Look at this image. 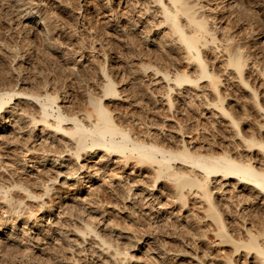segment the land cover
Here are the masks:
<instances>
[{"label": "rangeland", "instance_id": "1", "mask_svg": "<svg viewBox=\"0 0 264 264\" xmlns=\"http://www.w3.org/2000/svg\"><path fill=\"white\" fill-rule=\"evenodd\" d=\"M130 1L17 0L15 2L14 0H0V89H8V87L12 88L13 86L12 89L16 87L17 90L29 92L36 91V89L40 88L42 84L46 83L47 91L50 90L49 92L51 93L58 91L59 98L57 104H59V106H62L66 111H75L76 109L82 108L83 105L85 107L88 105L85 102L88 93L91 92L94 93V95L99 94L98 96H100L101 93L99 87L102 83L101 68H106L109 76L116 81L117 89L120 92L119 97L104 96L101 97V101L111 111L116 120L120 122L122 121L126 125H129V122L133 121V124L131 123L130 125L134 127V131L138 133L149 131L151 132V135L157 133L159 139L162 137L161 141H165V139L168 138L170 140L168 143L170 144H174V142L177 143L180 140L179 138L181 136L178 133L179 125L177 124L180 121L182 122L180 124H183L182 126L185 128L187 127L186 131L191 128V132H184L185 134H182L186 141L191 139L189 142L192 143L189 146H194L195 144H202L205 146L209 143V140L210 142L215 141V143H218L219 141L221 142L222 128L217 122L220 118L210 119L208 116L209 113H205L206 110L203 108V104L199 99H193L191 104H188V106L184 105L185 107L183 110H176L175 113H172L168 109L166 110L167 105L165 103L167 102L163 99L164 96H166V94H164L166 93L165 84H163L164 81L160 80L159 84H151L147 83L148 81L146 78L142 77L140 74L132 77L131 74H129L127 64L130 60L128 59V56H130L129 54L133 50H131V48H134L135 50V47L136 50L138 47V50L142 49V52L148 53L146 54L148 56H145V61H148L149 59L151 61L158 60V62H155L160 64V67L158 66L160 69L172 70V68L177 67L179 71L182 69V71H185V69H187V71L191 72L194 66V64L189 63L188 60L184 59L182 49L176 43H174L171 48L162 45L161 51L153 47L150 43L148 45L142 43V41L136 36L137 32L135 31L138 30L131 27L138 25L141 20H144L141 17H145L149 22L146 26L144 25L143 30L145 29V31H147V29L149 30L152 26V22L155 24L158 23L160 17L155 16L154 13L152 14L153 7H151L152 9H149L150 12L147 14L141 13L140 16L138 13L134 14L132 9V5L134 6V0ZM140 1L141 4L134 8H140L145 0ZM200 1L208 4L203 8L204 13L207 15L209 26L216 31L215 36L219 37H217L218 40L215 42L219 44L214 43L213 45L212 43H209L208 46L202 48V56L205 57L207 64H209L216 73L221 75V78H229L226 82L228 83L229 81L230 88L234 90L236 95H240L243 100L247 99V94L243 95L244 93L237 91L236 83H234L229 77L231 76V73L227 75L225 72V53L221 50L224 51L225 45L227 44H229L230 48L239 47L241 48L240 51L242 52V55L245 56L247 60V64H249L246 67L258 65L257 67L261 68L262 66V68H264V0H237V2H239L237 3L238 5L232 8H230L231 6L228 7L229 5L226 4L225 1L227 0ZM144 3H149L151 6V2L145 1ZM208 6L212 7L210 8ZM28 7L35 11L36 15L34 21L22 20L19 17V13L23 12L24 8L26 9ZM44 26L47 27L49 31L47 36H44L42 33ZM120 27L124 30L122 29L121 31ZM139 28H142V26H139ZM150 29L153 31L152 37L155 36L157 39V34L155 33L158 32V30H154L153 28ZM159 30L162 31L164 29L161 28ZM228 37H232V40L226 41ZM127 41H131L132 43L134 41L133 44L135 45H132L131 47L130 45L132 43H128ZM129 46L131 48H129ZM154 50L158 55L151 52ZM177 50H179V52ZM149 55L153 58L154 55L156 58H158L157 56H160V58L153 59L150 58ZM172 60V63H168ZM230 71L231 70L228 72ZM248 72L250 73L248 76L249 80L257 86L260 85L261 79L257 76L255 78V73H252L254 75H251V72L255 71L247 70L246 74H248ZM162 84L164 85L163 89ZM257 89L261 92L264 91L263 86L261 85L260 88ZM175 90L176 89L173 90L174 92H171V95L175 96V92H178L180 95L182 92ZM262 98H264V95ZM21 100L22 101H18V103L16 102L17 99H15L13 100L14 104L11 103L12 107L14 105L13 111H16L15 114H19V108L21 107L26 109L39 107L36 102L33 103V105L26 104L23 99ZM175 102L174 105L176 107L181 106L179 97L175 99ZM54 106L56 108V104H54ZM248 106L249 105H244L243 108L240 107L241 109H238V112L240 114L249 113V115H251L250 117H255V113L253 112L254 109H250L251 106H249V108ZM231 107L234 108V106ZM50 119H52V117H50ZM11 121L12 120H10V122ZM175 121L178 122L175 123ZM38 124L36 127L40 128L41 125L38 126ZM196 127L198 128L197 130H195ZM9 129L10 126L7 131ZM17 131L19 130L16 128V132ZM2 132L3 131H0V134H4ZM16 132H13L16 140L18 139L16 143H20L18 145H16V143L13 144L11 148H14L15 150L13 152L11 151V154L8 152L11 148L7 151L4 148H0V161L2 158L1 155L6 156L8 153L10 157L11 155L14 157L13 161L21 159L22 156L29 157L30 155H34L39 157L41 154H47L46 156L50 159L52 155L48 153L49 151L46 153V147H48L47 149L49 150L51 149V152H53V150L60 151L63 150L62 147L64 148V145H61V143L65 144V138L61 135H54L52 131L48 132L50 136L47 134L39 138L41 132L36 129L35 132H38V136H33L34 138L31 136L29 139L26 138L27 135H25L24 132H18L17 134ZM192 136L193 139L191 138ZM53 138H57L58 144H56L57 141L56 143H52ZM24 144L33 149L35 146H39V148L36 150L34 149V151H32L33 153L31 150L23 153L25 150L23 149V152H21V150L22 147H24ZM42 144H45L46 147ZM40 146L45 149L44 153L42 147L40 149ZM19 147L21 149H19ZM66 153L68 154L66 151L62 153L63 159H70H67L66 161H69V165H74V158H71L69 154L67 155ZM82 156L83 157L78 159L79 164L91 165L93 161H98L97 156H92L90 159L84 155ZM38 159L39 158L35 160L38 161ZM113 159L115 160L113 157L112 160L98 161L95 163V168L101 166H103V168L100 170V177L97 175L92 178L91 181H86L89 179L86 176V173L88 172L81 169L83 171L82 175H85L83 178H79L80 182L77 180V188H81L79 191L73 190V185H70V182L74 183V180L71 179L64 182L62 180L63 174H59V177H57L56 180L53 179V182H51V191H48L44 196L42 195L43 185L41 180L46 179V177L55 176L56 170H59L60 168L57 169L54 166L51 167L49 164L50 161L45 162V165H39L33 160L29 162L32 163V166L27 167V170H24L25 172H16L15 177L23 180L22 182L25 183L23 184L28 186V188L36 195L39 193L40 197L38 199L36 198L37 200H33L25 197V191L17 188L12 189V192H14L11 193L12 196H15L17 199L18 197L20 199L23 197L20 207L21 211L23 212L24 210V212L22 213L21 219H15L13 223L15 229H12L14 232L11 231L8 238H5V234L0 232V264H104L102 258L97 259V257L94 256L95 254L92 252V249L95 247L92 248L91 246H88L89 242L91 244L95 239L88 234V237L86 236L87 238H84L85 240L82 241L78 235L72 233L73 230L71 229L81 226L79 220H84V218L86 219L87 217L88 219L86 220L95 225L94 227L101 235L107 239H112L113 242L115 241L114 243L118 242L117 245L119 247H127V249L130 250L134 256L136 255L135 257L138 256L141 261H144L145 258L143 253L140 252L144 247L150 246L149 248L153 250L158 248L160 252L166 254V257L162 260L155 258L156 260L154 261L157 264H264L263 262L261 263V260H256L255 255H252L254 254L253 252H250L251 255L247 254L242 248L237 252H234L231 249V244L227 242L218 243L219 238L215 236V232L213 231L215 228L214 223L205 215L206 213L204 210L206 204L199 195L193 192V190L190 192L185 190V195L187 194L186 202L181 204V202L175 197L174 188L172 187V182L170 180L168 181L167 179L164 180V178H159L154 183L153 176L151 175V167L140 164H135L136 166L132 167L131 162L133 160H130L131 162L128 160L126 165H123L120 160V163H117V160L114 161ZM10 163L11 162L5 164L8 165ZM0 174V180L7 177V173H3L1 169ZM214 179L215 178L211 180V182H213L212 191L214 194V201L215 203H218V208L223 212L221 215L226 219L229 232H231L236 238H244L245 236L242 234L243 231L240 226V214L248 211L243 212V208H241L242 210H239V207L237 209L235 204L236 200H234V198L232 200L233 202L231 201L232 203L229 202L227 205L225 203L226 206L223 205L224 203L221 198L223 195L219 192L220 190H217L218 183L217 181H214ZM152 183H154L155 186H151ZM86 184L89 186H86ZM128 184L132 186L131 191L134 193L129 194V197L126 193ZM210 186L212 187V184ZM40 202H44V207L52 206L51 209L53 210V213H45V217L42 219L38 227L34 226V216L30 217L27 221L26 219L29 210H32L36 216H41V210L38 208L39 204H41ZM247 204L244 205L248 206ZM250 205H252V203ZM94 206H97L96 211L103 213L102 217L94 215L96 214L95 212H92ZM227 206L229 209H227ZM3 207L4 205L0 203V211H2ZM67 210L69 212H67ZM232 213H236V216ZM255 215L253 216V221H250L252 226L248 220L244 222V224L247 227H254L251 228L255 229L254 231H256V228L257 230L264 231V213H256ZM259 216L262 217L260 218ZM78 217H81V219H78ZM92 217L95 218L93 219ZM3 219H5V217ZM24 219L25 222H23ZM104 219L107 223L106 225H104L105 222L102 224ZM255 219H257V221ZM256 223L258 226L260 225V228L258 226L256 227ZM9 224V222L6 223V225ZM53 224L63 227L67 233V238L70 236L73 240L71 239V241H67V239L60 236L58 237V235L54 234L53 231H51ZM109 226H115L119 231H125L130 236L133 235L132 238H135L138 242H136L135 245H131L133 242H130L129 240L120 237L116 238L115 232L106 230ZM237 231L238 235H236ZM74 239L79 243V247H75L76 245L74 246ZM129 246L131 247L128 248ZM173 254L178 255L174 257L172 256ZM172 257L173 259L175 258V261H173Z\"/></svg>", "mask_w": 264, "mask_h": 264}, {"label": "bare ground", "instance_id": "2", "mask_svg": "<svg viewBox=\"0 0 264 264\" xmlns=\"http://www.w3.org/2000/svg\"><path fill=\"white\" fill-rule=\"evenodd\" d=\"M14 1L16 2L17 0H14ZM139 1L140 0H134V6L132 5L134 14L138 13L139 16L141 15V13L147 14L150 12L149 9L153 7L152 14L154 13L155 16L160 17V20L156 24L152 22V26L150 27V28H153L154 30H158V32L155 33L157 34L156 35L157 39L155 38V36L152 37V32H153L152 29L149 28V30L147 29V31H145V29L143 30L144 25L146 26V24H148L149 22L147 21L148 20L147 18L145 19V17H141L144 20L143 21L141 20L140 23H138V25H134L133 27H131L133 29L138 30V31H135L137 32L136 36L142 41L143 44L148 45L150 43L153 47L157 48L160 51L162 50L161 48L162 45L165 47L171 48V46L174 43L178 44L179 47L182 49L183 54L182 53L181 54L183 55L184 59L188 60L189 63L194 64V66L192 70L189 69L191 70V72L187 71V69L185 68H184L185 71H182L183 70L182 68H181L182 70L179 71L177 67L172 68V70H169V69L166 70L163 68H161L163 69L161 70L159 68L160 64L156 63L158 62V60L157 61L155 60L156 61L155 62L153 60L151 61L150 59L148 60L147 58L148 61H145L144 59L148 56L146 55L148 53L142 52L143 51L142 49L138 50L139 49L138 47L136 50V47L133 46L135 47V50H134V48H131L132 45H135L133 44L134 41L133 43L130 41L132 44L130 45L131 47L129 46V48L133 50L129 54L131 57L128 56V59L130 60V62L127 64L128 65L127 69H128L129 74H131V77L137 74H140L142 75V77L146 78V80L148 81L147 83H151V84H159L160 80L164 81L163 84H165V88H166V93L164 94H166V96H164L163 99H165V101L167 102L165 103L167 105L166 110L168 109L172 113L173 112L175 113L176 110L177 111L183 110L185 107L184 105L188 106V104L192 103L193 99L195 98L199 99V101H201L203 104V108L206 110L205 113L206 112L209 113L208 116L210 117V119L211 118L218 119V117L220 118L219 121L217 122L219 126H221L222 128L221 142L220 141L219 142L217 141L218 143H215V141L210 142V140L208 139L209 141L208 140H205V141H208L209 143L206 144L205 146H203L202 144L201 145L195 144L196 146L195 145L189 146L192 143V142H189L191 139L186 141L184 139V135L182 136V134H185L184 132H188V133L191 132L190 131L191 128L190 130L188 129V131H186L187 127L185 128L184 126H182L183 124L181 125L180 123L182 122L181 121L178 122L179 120L177 121L178 123L176 121L175 123L179 125L178 133L181 137L179 138L180 139L179 142H177L176 140L177 143L174 142V144L168 143V141L170 142L168 138H166L167 141L166 139L165 141L164 140L161 141L162 137L161 139H159L157 136V133H155L154 135H151L150 134L151 132L149 131L148 132L143 131V133H140V132L138 133L134 131L133 129L134 127L130 125L133 121L132 122L127 121L130 124L126 125L122 121L120 122L116 120L115 117L112 115L111 111L101 101L102 100L101 97H104V96H109V97L118 96L119 97V92H120L117 89L116 81L109 76L106 68L105 69L101 68V71H102L101 82L102 83L100 84V87L98 86L100 89V93H101L100 96H98L99 94L94 95V93H91V92L88 93V96L86 97V101H85L86 104L88 105L85 104L86 107L83 105L84 108L82 107V108L76 109L75 111H69L68 109H67L68 111H66L65 109H63L62 106H59V104H57V100L59 98L58 93H57L58 91L53 92V93L49 92L50 90L47 91L46 83L45 84L41 83L42 85L40 86V88L36 89V91H29V92L17 90L16 87L12 89L13 86L12 88L8 87V89H0V131H3L2 133H4V134H0V148L2 149L4 148L7 151L13 146V144L16 143V141H18V139L16 140L15 135L13 133V132H16V128L19 130L16 132V134L18 132H24L25 135H27L26 138L28 139L31 136L32 137L38 136L37 135L38 132L37 133L35 132L36 129H38L41 132V135L39 136V138L43 135H47L48 132H51V131L54 135H61L63 138H65V141H64L65 144L61 143V145H64V148L62 147L63 150H60V151L53 150V152H51L50 151L51 149L50 150L47 149L48 147H46L45 144L44 145L42 144L43 146L46 147V153L49 151L48 153L52 155L50 159H48V157L46 156L47 154L45 155L41 154L42 155V156L40 155L41 157L39 155H38L39 157L34 156V155H30L29 157L22 156L21 159L13 161L14 157L12 155L10 157L9 153L11 154V151L13 152L15 150L14 148H11L10 150H8L9 153L6 154V156L1 155L2 158H1L0 163L2 164H0V169L3 171V173L4 172L5 174L7 173V177L0 180V198H1L0 203L4 205L2 211H0V232L5 234L6 236L5 238H8L10 236L11 231L14 232V230L12 229L15 226V225L13 226L15 219H19V218L21 219L22 213L24 212V210L23 212L21 211V207H20L23 197H21L22 199H20L19 197L17 199L15 196H12L11 193H14L12 192V189L17 188L19 190L25 191L26 193L25 197L31 198L33 200L36 198L38 199L40 197L39 193L38 195H36L28 188V186L24 185L25 183L22 182L23 180H20L19 178L15 177L16 172H23L24 170L26 171L27 167L32 166V163H29L30 161H33L35 159L37 160V158H39L38 161L35 160L39 165H45L46 164L45 162L50 161L49 164L51 167L54 166L57 169L59 168L63 169V170H60V169L56 170L55 176L46 177V179L41 178L42 179L41 183L43 185L42 195L44 196L45 194H47L48 191H51V188H52L51 182H53L52 181L53 179L56 180L57 177H59V174H63L62 180L64 182L71 180V179L74 180L73 181L74 183L70 182V185H73V188H72L73 190H77V191L81 190V188H77L78 186L77 180H79V178L81 179V177L83 178V176L85 175L84 173L86 172H88L86 173L87 174L86 176L89 178L86 181H89V180L91 181L92 178L96 177L97 175H99L100 177V170L101 168H103V166L95 168L94 164L97 163L98 161L100 162L104 160L105 161L112 160V158L114 157L115 158V160L113 159L114 161L117 160V163H120L121 161L123 165H126L128 160L129 162H131L130 160H133L131 162L132 167L136 166L135 164L147 165L151 167L152 168L151 175L153 176L154 183L159 178H164V180L167 179L168 181L170 180L172 182L171 183L172 187L174 188L175 197L177 200L181 202V204H184L186 202L187 194L185 195V190H188L189 192L193 190V192L199 195L200 198H202L206 204L205 210H204L206 213L205 215L209 217L214 223L215 228L213 231L215 232V236L219 238L218 243L227 242L231 244V249L234 252H237L240 248L244 249V251L247 254H250V252H253L254 254L252 255H255L256 260L257 259L261 260V263L262 262L264 263V231L259 230V229L257 230V228H256V231H254L255 229H251L254 227H250V226L247 227L244 224V222H246L247 220L249 222L253 221V216L256 213H260V214L264 213V101H263L264 98H262L264 95L263 94L264 91L261 92L257 89V88H260V85L263 86V89H264V68H262V66L261 68L257 67L258 65L246 67L249 64H247V60L245 56L242 55V52L240 51L241 48L239 47L230 48L229 44H227L225 45L224 51L221 50L222 52L225 53L224 54L225 55V60H224L225 61V64H224L225 72L227 73V75L231 73V76L229 77L234 83H236L237 91H241L242 93H244L243 95L247 94V99L243 100V98L240 95L238 94L236 95L234 90L230 88L229 81L228 83L226 82V80H228L229 78L228 79L221 78V75L216 73L212 69V67H210L209 64H207L205 57L202 56V48L208 46L209 43H212L214 45V43L217 42L218 40L217 39L218 36L217 37L215 36V32H216L215 29L209 26L207 15L204 13L203 8H205L206 5L208 4H205L200 0H197V1H192V0H145L146 2H151V6L149 3H144L145 2L144 1L143 2L144 5L142 3L143 6L141 5V7L138 9L134 8L141 4V1L140 2ZM225 2L227 5H229L228 7L231 6L230 8L234 6L236 7L238 5L237 3H239L237 2V0H227ZM208 7L211 8L212 6H208ZM35 15H36L35 11L32 10L30 7L26 9L24 8V11L19 13L20 19L28 20V21H34ZM139 26H142V28H139ZM122 27H120L121 29L119 28L121 31L123 29ZM161 28L164 30L162 31L159 30ZM42 33L44 36H47V34H49L48 28L44 26ZM228 40H232V37H228L226 41ZM215 44H219V43H215ZM154 51H151V52L154 54L156 53V51L155 52ZM177 51L179 52V50ZM157 57L158 58H156L155 55H154V58L150 56V58H153V59L160 58V56H157ZM222 57H223V54H222ZM173 60H174V57H173ZM173 60L169 61L168 63L170 62L172 63ZM229 70L231 71L228 72ZM247 70L255 71V72H251V75H254L252 73H255V78L257 76L258 78L261 79L260 85L257 86L249 80L248 76L250 75V73L248 72V74H246ZM163 87L164 85L162 86V89ZM174 89L179 90V92L181 91L182 92L180 93V95L178 94V92L177 93L175 92L174 93L175 96H173L171 95V92ZM176 95L177 97L180 98V101H181L180 102L181 106L179 107H176L174 105V103H176L175 102V99L177 98ZM15 99H17L16 102L18 101L20 102L22 101L21 99H23L26 102V104H33L36 102L38 103L39 107L38 108L33 107L30 109L21 107L19 108L20 110L19 114L17 113L15 114L16 111H13L14 105L13 107L11 105V103L14 104L13 100ZM54 104H56V108ZM246 104L251 106L250 109L251 108L254 109L253 112L255 113V117H250L251 115H249V113L243 114L241 112L242 114H240L238 112V109L243 108L244 105L247 106ZM231 106H234V108H232ZM50 117H52V119H50ZM10 120L12 121L10 122ZM37 124L38 126L41 125V127L37 128L36 127ZM9 126H10V129L7 131ZM197 129L198 128L196 127L195 130ZM186 135L188 136L187 133ZM48 136L50 135L48 134ZM191 138L193 139V136ZM58 139H61V138H58ZM56 141H57V138L52 139V143H56ZM59 141H62V140H59ZM19 143L17 142L16 145H18ZM56 144H58V141ZM41 147L42 146H40V149ZM37 148H39V146L34 147L35 150ZM19 149L21 148L19 147ZM34 149L32 147L31 148L27 147V145L24 144V147H22L21 152L24 151L23 153H25L30 150L32 152L34 151ZM64 151L68 152L71 158L72 157L74 158V165H69V161L68 162L66 161L68 158L63 159L62 153ZM44 152H45V149H43V153ZM82 155L86 156L88 159H90V157L92 158V156H97L98 161L96 160L93 161L92 162L93 164L91 163V165L79 164L78 159L80 157H83ZM8 162H11V163L6 165L5 163H8ZM81 169L86 171L83 173L84 175H82L83 171ZM213 178H215L214 181H217L218 183L217 190L218 191L220 190L219 192L223 195L222 197L220 196L223 200V203H224V204L222 203L223 205H225V203L226 205L229 204V202H231L234 198V200H236L235 204L237 206V207L236 206L234 207H236L237 209L239 207V210L243 208V212L248 211L246 213L240 214L241 215L240 216V226L242 227L241 230L243 231L242 234H244L245 236L244 238L243 237H241V239L236 238L233 236V234H231V232H229L227 224H226V219L223 218V216L221 215L223 212H221L220 211L221 209L218 208L217 206L218 203H215L214 201V197H213L214 194L212 191L213 182H211ZM154 183H152L151 186H155ZM211 184H212V187L210 186ZM86 186H89V185L86 184ZM131 189H132V186L128 184L127 192H126L128 197H129V194L133 193ZM43 203L44 202L39 204V207H38L39 210H41L40 211L41 216L40 217H38L39 215L36 216V214L32 210L28 209L29 211L27 212L26 221L30 219V217L34 216L35 218L34 226L39 227L40 222L45 217L44 214L53 213V210L51 209L52 206L44 207ZM251 203L252 205H250ZM244 204H247L248 206ZM227 209H229L228 206H227ZM96 210H97V206H94L93 211H92L96 213L94 215H99V217H102L103 213L98 212ZM67 212L69 211L67 210ZM2 217L3 218L5 217V219H3ZM79 218L81 219V217H78V219ZM86 219H88V217ZM86 219L84 218V220L83 219L79 220V223H81V226L80 227L73 226L74 228L72 227L73 229H71L73 230L72 233H74L75 235H78V237H80V240L82 239V241L85 240L84 238L88 237V234L93 239H95V241L93 240L91 244L89 242L88 246H91L92 248L95 247L94 249H92L93 251L92 250L91 251L95 254L94 256H96L97 259L102 258L104 264L105 263L107 264L108 263L109 264H157L154 261L156 260L155 258L157 259L159 258L160 260H162L164 259V257H166V254H164L163 252H160L158 248H157L158 250L157 249L153 250L149 248L150 246L149 247L146 246L140 252V253H143L144 258H145L144 261H141L139 257L138 256L135 257L136 255L134 256V254L131 253L130 250L127 249V247H119L117 245L118 242L114 243L115 241L113 242L112 239H107L103 235H101L99 231H97V229L94 227L95 225L91 224V222L87 221ZM257 219L255 220L257 221ZM7 222H9L10 224L6 225ZM23 222H25V219ZM102 224L104 225L107 224L105 219ZM250 225L252 226L251 222H250ZM257 226L258 224L256 223V227ZM258 227L260 228V225ZM106 230H109L110 232H115L116 238L120 237V238H124L125 240H129L130 242H133V244L131 245H135V243L138 242L137 240H135V238H132L133 235L130 236L125 231H119L118 228H116L115 226H109V228ZM51 231H53L54 234L58 235V237L60 236L64 239H67V241L68 240L71 241L72 239L70 238V236H68L67 238L66 231L63 229V227L61 226L59 227V225L57 226L56 224H53ZM232 233H233V230H232ZM236 235H238V231ZM13 241L15 242L14 239ZM76 241L77 240H75L73 244L74 246L76 245L75 247H79V243ZM130 247L131 246H129L128 248ZM176 255L178 254H173L172 256L175 257ZM250 255H247V256H250ZM173 261H175V258L173 259Z\"/></svg>", "mask_w": 264, "mask_h": 264}]
</instances>
